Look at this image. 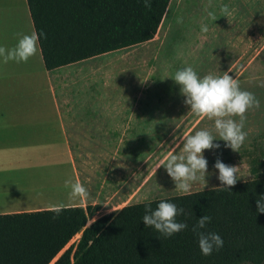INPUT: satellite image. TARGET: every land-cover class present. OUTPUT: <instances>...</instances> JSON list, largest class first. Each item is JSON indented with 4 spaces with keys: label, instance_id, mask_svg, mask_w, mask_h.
Masks as SVG:
<instances>
[{
    "label": "crops",
    "instance_id": "1",
    "mask_svg": "<svg viewBox=\"0 0 264 264\" xmlns=\"http://www.w3.org/2000/svg\"><path fill=\"white\" fill-rule=\"evenodd\" d=\"M33 31L26 0H0V46L10 49ZM151 41L50 71L39 45L27 62L0 58V215L97 205L88 226L126 205L173 196L155 194H187L158 166L214 121L189 108H155L150 61L137 48ZM203 156L209 175L190 193L219 187L217 157ZM66 180L80 182L88 198H73Z\"/></svg>",
    "mask_w": 264,
    "mask_h": 264
},
{
    "label": "trees",
    "instance_id": "2",
    "mask_svg": "<svg viewBox=\"0 0 264 264\" xmlns=\"http://www.w3.org/2000/svg\"><path fill=\"white\" fill-rule=\"evenodd\" d=\"M44 67L76 63L151 41L170 0H26ZM251 179L231 190L223 186L126 205L86 226L95 206L0 215V264H264V152L249 154ZM161 201L182 208L177 222L188 227L165 238L144 226L146 206ZM211 217L199 231L214 232L223 247L204 256L192 231L199 217ZM80 234L76 244L67 247ZM99 234V235H98ZM67 247V248H66Z\"/></svg>",
    "mask_w": 264,
    "mask_h": 264
},
{
    "label": "rangeland",
    "instance_id": "3",
    "mask_svg": "<svg viewBox=\"0 0 264 264\" xmlns=\"http://www.w3.org/2000/svg\"><path fill=\"white\" fill-rule=\"evenodd\" d=\"M224 5L228 6V13L222 11ZM259 5L262 3L258 0H170L151 43L137 47L147 54L143 59L150 61L145 73L152 77L156 98H159L155 108H189L184 104L180 86L174 82L175 73L189 66L200 77L222 76L227 72L239 82L241 90L254 94L259 100L260 107L251 108L245 114L243 131L247 138L239 153L219 140L214 123L200 124L197 129L209 130L217 138L213 143L220 147L210 152L204 150V153L237 166V182L252 178L249 154L264 152V47H261L264 17L260 16L264 8ZM203 27L207 31H203ZM163 90L165 94L169 91V96H162ZM262 173L264 175V170ZM166 195L174 194H155V197ZM79 237L80 234L75 236L67 247L76 244Z\"/></svg>",
    "mask_w": 264,
    "mask_h": 264
},
{
    "label": "clouds",
    "instance_id": "4",
    "mask_svg": "<svg viewBox=\"0 0 264 264\" xmlns=\"http://www.w3.org/2000/svg\"><path fill=\"white\" fill-rule=\"evenodd\" d=\"M144 6L150 9L151 0H144ZM222 11L228 13V6L224 5ZM202 30L207 31V28L203 27ZM42 36H44L42 32L38 34L33 31L30 35H22L17 44L10 49L0 46V58H3L5 63L27 62L38 53V42ZM174 82L180 86V94L185 98L184 104L191 112L201 119L214 121V130L219 140H223L226 142V147L239 153L247 138V133L243 131L245 114L251 108L260 107V102L254 94L241 90L239 82L227 72L222 76L207 74L200 77L190 66L178 70ZM235 117L239 119H234ZM214 140L217 138L211 131H196L194 135L186 136L182 154H169L158 168L161 166L165 168L177 190L190 194L193 182L200 180L206 183L205 177L209 175L208 161L204 158L203 152L220 147L219 144L213 143ZM214 168L218 170L219 185L231 190L239 179L238 167L226 165L217 158ZM65 186L71 188L70 194L73 198L86 200L89 196L88 190L78 181L66 180ZM62 207V205H54L51 210L59 215ZM256 207L258 213H264V196L257 199ZM183 211L173 203L161 201L155 210L146 206L142 221L144 226L153 227L167 238L188 227L186 223L176 221V217L183 214ZM91 221L95 222L94 219ZM210 221V216L203 215L192 228L198 237V247L204 256L211 255L213 250L218 251L224 244L219 234L199 231Z\"/></svg>",
    "mask_w": 264,
    "mask_h": 264
}]
</instances>
